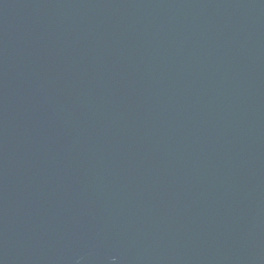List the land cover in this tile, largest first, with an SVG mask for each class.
<instances>
[{
    "label": "water",
    "instance_id": "water-1",
    "mask_svg": "<svg viewBox=\"0 0 264 264\" xmlns=\"http://www.w3.org/2000/svg\"><path fill=\"white\" fill-rule=\"evenodd\" d=\"M0 264H264V0H0Z\"/></svg>",
    "mask_w": 264,
    "mask_h": 264
}]
</instances>
